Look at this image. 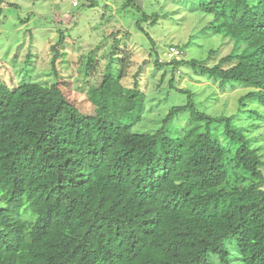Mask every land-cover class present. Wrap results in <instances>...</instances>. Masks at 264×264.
Returning <instances> with one entry per match:
<instances>
[{
	"label": "trees",
	"instance_id": "obj_1",
	"mask_svg": "<svg viewBox=\"0 0 264 264\" xmlns=\"http://www.w3.org/2000/svg\"><path fill=\"white\" fill-rule=\"evenodd\" d=\"M199 8L214 17L216 34L243 48L193 67L221 87L250 88L242 106H264V0H202ZM67 92L11 88L0 76V264H233L230 241L244 264H264L260 149L231 118L187 104L156 134L140 135L130 130L144 112L138 85L121 91L118 118L81 111ZM187 110L190 127L172 135L173 118ZM215 123L226 124L233 153Z\"/></svg>",
	"mask_w": 264,
	"mask_h": 264
},
{
	"label": "rangeland",
	"instance_id": "obj_2",
	"mask_svg": "<svg viewBox=\"0 0 264 264\" xmlns=\"http://www.w3.org/2000/svg\"><path fill=\"white\" fill-rule=\"evenodd\" d=\"M201 1L0 0V76L11 88L59 84L81 111L115 118L121 91L138 85L145 94L144 112L130 130L140 135L156 134L174 107L187 104L210 117L231 118L236 131L260 149L264 173V106L256 100L242 106L250 88L238 83L221 87L192 65L213 67L243 48L211 29L214 17L200 10ZM249 1L256 6L260 0ZM54 47L60 53L56 69ZM172 47L182 52L180 65H171ZM190 125L187 110L173 118L169 132L181 136ZM225 125L211 128L233 153ZM227 246L232 263L244 264L234 244ZM212 261L219 264L216 257Z\"/></svg>",
	"mask_w": 264,
	"mask_h": 264
},
{
	"label": "built area",
	"instance_id": "obj_3",
	"mask_svg": "<svg viewBox=\"0 0 264 264\" xmlns=\"http://www.w3.org/2000/svg\"><path fill=\"white\" fill-rule=\"evenodd\" d=\"M168 54H169V56H170L171 58L177 60V59H181L180 57H181L182 52H181L180 50H178L177 48L172 47V48H170V49L168 50Z\"/></svg>",
	"mask_w": 264,
	"mask_h": 264
}]
</instances>
